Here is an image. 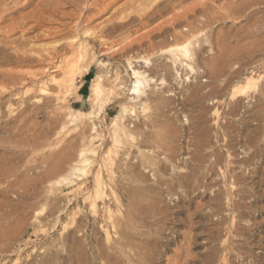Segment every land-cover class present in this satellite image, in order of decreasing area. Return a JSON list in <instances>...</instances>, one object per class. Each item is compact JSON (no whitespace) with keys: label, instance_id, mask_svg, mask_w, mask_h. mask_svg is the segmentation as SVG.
<instances>
[{"label":"rangeland","instance_id":"rangeland-1","mask_svg":"<svg viewBox=\"0 0 264 264\" xmlns=\"http://www.w3.org/2000/svg\"><path fill=\"white\" fill-rule=\"evenodd\" d=\"M201 1L0 0V89H5L0 94V166L8 168L6 175H10L7 177L0 173V216L13 208L18 212H13L8 217L12 218L11 221L15 220L14 223L19 221L18 216L28 217L21 220L17 226L13 223L11 230L10 226H7L9 224H6L5 219L8 218H3L4 221L0 217V221L3 220L0 222V241L3 240L0 242V264H65V255L72 236L78 240L77 244L83 245L89 240H98L101 246L104 244L102 250L115 255L108 264H129L127 257H132V250L123 247V251L120 250L119 253L111 251L103 231L99 228L100 217L92 215L88 203H85L88 202L85 197L91 194L93 179L97 173L105 186L113 187L116 195L122 200L121 215L116 210L114 197L107 189L113 204V218H127L128 222H131L127 230L129 236L139 244L142 254L149 259L148 264H205L208 255L215 252V248H221L220 241L216 238V230L220 235L224 234L225 227L230 226L231 221L234 222V228L236 226L238 231L241 230L240 233L243 232L235 233L231 238L235 247L232 253L233 264H264V138L259 132L264 127V121L259 122L261 113H257L260 107H264V103L239 106L236 113L229 114L228 97L231 86H240L244 76L233 73L231 78L232 74H222L217 83L210 67L203 66L204 62L214 63L216 60H222V63H228L229 69L232 67L231 71H243V68L251 70L255 60L260 58L263 64H259L255 70L264 72V31L257 39L256 35L248 34L253 32V29L251 30L243 17L247 10L244 13L241 11L242 14L238 11L233 18L229 12H225V19L218 20L216 24L204 28L193 25L191 28L189 22L198 15V3ZM207 1H202L207 3L204 8L206 5L212 4L211 6L216 7L218 4L216 0ZM259 1L254 17L261 16L264 21V0ZM190 7H194V11L184 14ZM235 17L237 18L234 19ZM185 27L186 30L183 29ZM189 39L195 44V47L194 44L192 46L195 58L191 64L198 72H190L181 67L179 71L182 79L176 81L171 71L166 68L169 67L165 60L169 54L167 51ZM78 40L87 43V47L95 53L94 58L90 63L89 72L84 77L77 78L76 88L59 99L60 101H56L54 109L51 105L53 102L49 106L50 94L39 97L42 93L35 89L36 82L48 80L50 74L58 76L60 71L56 65L61 58L71 54L73 47L70 45L76 44ZM244 43L252 52L253 43L262 46V50L257 49L258 52H253L252 55H242L245 53L242 50ZM160 52L161 55H158ZM235 56L237 59H234ZM138 57L152 58L150 60L154 67H159L158 70L153 69V65L144 69L158 80L164 76L167 82H171L172 94L147 89L145 94L148 99L144 105L146 108L138 109L136 116L130 118L122 111V106L128 98L127 91L117 90L120 98H115L113 93L106 90L102 94L105 104L99 113L97 107L92 106L89 97L92 79L97 73L102 72L104 75L106 71L116 70V78L110 77L111 73H108L107 77L105 75L107 81H104V84L109 86L112 82L125 84L127 87L134 80L127 62L131 59L137 60ZM159 65L163 67L160 68ZM9 73L10 75H6ZM185 77H188L189 81L185 80ZM195 84L197 86L194 87ZM47 86L51 91L52 84ZM30 89L32 91H28ZM245 92L248 96L251 95L249 98L252 97L250 104L254 103L252 101L258 94L255 89L249 87ZM26 95L30 99L33 97V101H27ZM213 99H217V103L210 104ZM214 105L218 111L216 115H211L209 108ZM194 106L204 109L201 115L204 117L205 130L208 129L206 138L208 137V141L213 145L210 144L212 150L203 148L206 153L212 151L208 155L209 161L207 157L208 162H203L205 165L202 163L200 169L192 170L195 174L192 178L191 167L196 165V161L191 155L203 153L202 148H194L192 144L194 134L187 132L190 126V130L194 129L192 126L197 121ZM73 110L82 113L79 121H76L75 129H72L73 132L83 127L89 132L92 122H98L100 129L98 130L101 138L94 140L96 154L93 158L90 157L92 165L82 175L71 172L68 164H65L66 171L63 167L61 171L59 166H50L56 159L54 157L70 140L67 135L66 139L54 136L56 121L65 119L66 114ZM127 118L130 121L135 120L132 122L138 127L132 128L133 138L123 141L122 146H119L111 138L110 121L116 119L117 123H123L122 121L126 120L127 123ZM260 124L261 128H258ZM86 131L85 133H88ZM254 136L257 137V142H250ZM256 143H259L260 149L257 158H252L254 162L250 161L254 166L249 165V169L242 172L247 182L241 181L242 183L237 184L238 189H231L229 185L223 184L221 172L225 173L232 163H238L246 157L240 148L245 144L246 148L250 144L249 147L253 149V144ZM229 146L233 147L234 151ZM242 168L244 164L241 165L240 169ZM238 169L235 171L238 172ZM45 174L50 175L46 177ZM187 174H190L189 179L185 177ZM64 176H69L72 180L55 183ZM139 189L141 191H138ZM30 193H33V199ZM228 200L239 203L240 212L235 211L241 214L240 218L235 216L236 219H233L232 211L226 213L225 209H229ZM29 201L35 202L34 206L31 204L32 208L26 207ZM36 208L40 213L38 218H33ZM28 212L32 214H27ZM141 212H145V215ZM219 215L225 218L222 219ZM26 220L27 222L22 224V221ZM144 223L150 224L146 227ZM12 230H16L13 231L15 235ZM108 231L111 237H117L113 234L111 226ZM2 232L6 237L2 236ZM3 242L11 247H7ZM220 252L217 253L218 256H221ZM53 257L55 259H52ZM95 263L105 262L96 260Z\"/></svg>","mask_w":264,"mask_h":264},{"label":"bare ground","instance_id":"bare-ground-1","mask_svg":"<svg viewBox=\"0 0 264 264\" xmlns=\"http://www.w3.org/2000/svg\"><path fill=\"white\" fill-rule=\"evenodd\" d=\"M203 1V0H202ZM198 3V6L199 7V13H196L198 15H196V17H193V19L189 22L190 25H191V28L193 27H199V26H202L203 28L204 27H207V26H210L212 24H216L217 21H221V20H224L225 19V12H229L230 15L232 16H236V13L238 11H243L242 13L245 12V10H247L246 14L243 15L244 19L247 21L246 23L248 24L249 27H251V30L253 32L251 33H248V34H253V35H256V39L259 38L261 35H262V32L264 31V21L261 20V16H256L254 17V12H257V4L260 3L259 0H216V2H218L217 4V8L215 6H211L212 2L210 3L211 5L208 6L206 5L205 8L203 7L205 4L208 3ZM205 1V0H204ZM215 1V0H214ZM180 2V1H179ZM182 2V1H181ZM95 3V2H94ZM182 4V3H181ZM197 4V3H196ZM215 5V3L213 4ZM196 7V6H194ZM194 7H190V8H187L185 11H184V14L187 13L188 11H194ZM198 8V7H197ZM196 8V9H197ZM216 8V10L214 11V9ZM241 13V14H242ZM183 14V15H184ZM239 14V15H241ZM224 15V16H223ZM194 16V14L192 15ZM227 16V14H226ZM230 16V18H231ZM229 17V15L227 16ZM226 17V18H227ZM240 17V16H239ZM237 17H235L234 19H236ZM229 19V18H228ZM189 20V19H188ZM188 22V21H187ZM187 25V24H186ZM194 25V26H193ZM193 26V27H192ZM190 28V26H188ZM184 30H186V27L183 28ZM183 31V30H182ZM87 32V31H86ZM83 34V32H82ZM85 36V35H83ZM255 39V41H256ZM264 39V37H263ZM206 42L208 40L204 39ZM223 40V39H222ZM220 40V42L222 41ZM225 40V39H224ZM223 40V41H224ZM101 41V40H100ZM104 41H106L104 39ZM198 41V40H196ZM217 41H219V39H217ZM103 42V41H102ZM195 42V41H194ZM209 42V41H208ZM219 42V43H220ZM263 42V41H262ZM107 43V42H106ZM109 43V42H108ZM247 43V42H245ZM245 43H244V46H245ZM193 41H191V39H189L188 41L181 43V44H176L174 45L173 47H171L167 52L169 53L168 54V57H166V62L169 64V67H166L168 68L172 73L171 75H173V78L176 80V81H180L182 79V76H181V72L179 71L180 68L182 67H185V69H188V71L190 72H198L197 69L194 67V65H192V60L193 58H195V53L193 54V49H192V46H193ZM197 44V42H196ZM257 44V42L255 43ZM261 44V43H260ZM263 44V43H262ZM261 44V45H262ZM222 45V44H221ZM230 45V44H229ZM250 45V44H248ZM71 47H73V51L71 52V54L68 56V57H63L59 60L58 62V65H56V67L59 69V75L58 76H55V75H52L50 74L48 76V80H40L39 82H36V88L37 91H39V94L37 92V94H39L38 96L41 97L43 94L45 95L46 93L50 94V98L48 99L49 100V106H50V103L53 102V104H51L54 109L55 106L54 104H56L58 101H60L59 99H62L68 92L74 90L76 88V80L77 78H81V77H84L88 72H89V69H90V63L92 62L93 58H94V52L93 50L91 51V49H89L87 47V43H84V40H78L76 44H72L70 45ZM247 46V45H246ZM244 47V49L242 48V50L245 52L244 54L242 55H252L253 52H256L257 49L259 50H262L260 45H254L253 43V52L252 50H250L248 47ZM252 46V45H250ZM249 46V47H250ZM194 47H195V44H194ZM222 47V46H221ZM243 47V45L241 46ZM264 47V46H263ZM106 48V47H105ZM166 50V49H165ZM164 50V52H165ZM91 51V54L89 55ZM264 51V50H263ZM258 52V51H257ZM256 52V53H257ZM261 52V51H260ZM155 53V52H154ZM243 53V52H242ZM165 54V53H164ZM163 54V55H164ZM167 54V53H166ZM241 55V50H240V53ZM238 54V55H239ZM254 54V53H253ZM158 55H161V52L160 54ZM194 55V57H193ZM237 55V54H235ZM142 56H145V55H142ZM154 56V54H153ZM239 58V56H237ZM242 57V56H241ZM240 57V58H241ZM139 58V57H138ZM236 58V56L234 57V59ZM243 58V57H242ZM250 58V57H249ZM252 58V57H251ZM87 59V60H86ZM152 58L149 57V58H145V57H142V58H139L137 60H128L127 64H128V67L129 69L131 70V74H132V77L134 78V80H132V82H130V84L126 87V85L124 84H114L112 82H110L109 86L108 85H105L104 83L107 81L106 77L109 75L108 73H111L109 76L113 78L115 77L116 78V70L110 72V71H106V73L103 75V73H97L95 75V77L92 79V83H91V86H90V98H91V102H92V106H96L97 107V110L98 112L99 111H102V108L104 106V99H102V94L107 90L108 93H113V95L115 96V98H118L119 97V94H117V90H126L127 91V94H128V98H127V101L123 104L122 106V111L123 113L126 115V116H129L130 118L136 116V113H137V110L138 109H141V110H144L146 108L145 103H146V100L148 99V96L145 94L146 90L149 89H157V90H160V92H166V93H169V94H172V91H173V88H172V84L171 82H167L165 77L163 76V78H160L159 80L157 78H154L153 76H150L148 74V72L144 69L145 67H149L151 65H153V63L151 62ZM233 59V58H232ZM237 59V58H236ZM244 60V59H243ZM210 61V60H209ZM229 61V60H227ZM240 61V60H238ZM242 61V60H241ZM137 62H139V65H137ZM213 62V61H212ZM211 61L210 62H204V65L203 66H207V68L210 67L211 69V74L213 75L215 81H218L217 83H219V79L221 77L222 74H227V75H230L232 74L231 78L233 77V73H237V74H241L244 76V78L242 79L243 82L241 83V85L239 86H234L232 87L231 86V92H229V114H233V113H236L238 111V108L239 106H246V105H250V106H255V105H258L257 103H264V72H261V71H257L255 70L259 64H263L262 60L259 58L257 60H255V62L253 63L254 67H252L253 69L251 70H247L243 68V71L245 70L246 72H243L241 70L239 71H231L232 67L229 69V66H228V63H222V60H216L214 63H212ZM233 62V61H230V63ZM234 62H236L234 60ZM244 62V61H243ZM249 62V61H248ZM253 62V61H252ZM262 62V63H261ZM136 63V64H135ZM152 63V64H151ZM248 64V63H247ZM250 64V62H249ZM248 64V65H249ZM166 65V64H164ZM245 65V64H244ZM252 65V64H251ZM160 66V65H159ZM235 66V65H234ZM247 66V65H246ZM250 66V65H249ZM261 66V65H260ZM151 67H154L151 66ZM158 67V66H157ZM163 67V66H162ZM160 66V68H162ZM236 67V66H235ZM263 67V66H262ZM156 67H154L153 69H155ZM159 68V67H158ZM158 68H156L158 70ZM181 68V69H182ZM241 68V67H240ZM260 68V67H259ZM235 69V68H234ZM109 70V69H108ZM238 70V69H237ZM164 72V70H162ZM257 71V72H256ZM105 72V71H103ZM166 73V72H164ZM168 73V72H167ZM169 73V74H170ZM163 74V73H162ZM168 74V75H169ZM191 74V73H190ZM6 75H10L9 74H6ZM106 75V77H105ZM5 76V75H4ZM3 76V77H4ZM170 76V75H169ZM186 76V75H185ZM168 77V76H167ZM211 77V76H210ZM235 77H237L235 75ZM171 78V77H170ZM212 78V77H211ZM239 78H241L239 76ZM213 79V78H212ZM230 79V78H229ZM158 80V82H157ZM172 80V79H171ZM185 80L189 81L188 77H185ZM234 80V79H233ZM231 80V81H233ZM236 80V79H235ZM237 80L239 81V79L237 78ZM241 80V81H242ZM105 81V82H104ZM170 81V80H169ZM221 81V80H220ZM240 81V82H241ZM211 82H213L211 80ZM230 82V81H229ZM52 84V87H51V91L48 89V84ZM180 83V82H178ZM214 83V82H213ZM231 84V82H230ZM229 84V85H230ZM179 85V84H178ZM191 85V84H190ZM234 85V84H233ZM237 85V84H236ZM5 86V85H4ZM106 86H108L106 88ZM197 86L196 84L194 85V87ZM211 86V85H210ZM214 87V86H213ZM249 87H252L255 89V91L258 93L256 98L254 99V103L250 104V101H251V98H249L250 96H248L245 92L246 89H248ZM0 88H1V85H0ZM4 88V87H3ZM212 89V88H211ZM5 90V89H4ZM4 90H1L0 89V94L3 93ZM153 90V91H154ZM196 90V88H195ZM28 91H32L31 89L28 90ZM152 91V90H151ZM27 92V91H26ZM30 94V92H28ZM36 94V95H37ZM254 95V94H253ZM28 95H26V100L28 101L29 96L27 97ZM33 96V95H32ZM106 96V95H105ZM24 97V96H23ZM35 97V95H34ZM49 97V96H48ZM47 97V98H48ZM143 97V98H142ZM37 98V97H36ZM34 98V99H36ZM44 98V97H42ZM41 98V99H42ZM120 98V97H119ZM254 98V96H253ZM32 101H33V97L31 98ZM30 99V101H31ZM40 99V100H41ZM211 99V98H209ZM39 100V98L37 99ZM44 101L46 99H43ZM47 100V101H48ZM64 100V99H63ZM31 101V102H32ZM35 101V100H34ZM57 101V102H56ZM217 99H213L210 104H213V103H217ZM40 103V102H38ZM37 103V104H38ZM48 103V102H47ZM23 104V103H22ZM21 104V105H22ZM26 104V103H25ZM36 104V105H37ZM44 104V103H43ZM29 105V103H28ZM39 105V104H38ZM41 105V104H40ZM47 105V104H46ZM48 106V105H47ZM204 107V106H203ZM36 109V107H35ZM39 109V108H38ZM53 109V108H52ZM203 108L198 106V108L194 106L193 108V111H196L197 114L195 116V118L197 119L196 121V124L194 123V125L192 127H194V129L190 130L191 129V126L189 127V129H187V132L190 134H194L193 135V146L194 148L197 147V148H202V151H203V148L207 147V149L209 150H212V146L213 144H211L209 141H208V137L206 138L207 136V132H208V129L205 130V126H204V117L202 118V115H201V112H203ZM210 110V114L211 115H216L218 109H217V106H212L209 108ZM55 111V110H54ZM2 112V111H1ZM97 112V114H98ZM100 113V112H99ZM254 113V112H253ZM257 113H261L260 115V121H259V118H257V120L259 122H263L264 121V107H260V109H258ZM96 114V113H94ZM256 114V112L254 113ZM3 115V114H2ZM93 115V114H92ZM124 115V116H125ZM82 116V113L81 111L79 110H73V112H70L69 114L67 113L66 114V118L61 120V121H56L57 125H56V129L53 131L54 133V136L57 137V138H65V136L67 135L70 140H68V145H67L65 148H63L61 150V152L54 158L52 163H50V166L52 165H56V166H59V168L61 167V171H62V167L65 168V164H68L71 168V172L73 171L74 174L77 173H84L86 171V169L92 165L90 164L91 163V158L92 156H94L96 154V150H95V147H94V140L98 139L100 137V133H99V126H97L98 122L97 123H94L92 122L90 127H89V132L86 131V129L84 130V127L83 125L81 127H83V129H78L76 131H72V129H75V126H76V121L81 118ZM97 116V115H96ZM123 116V118H124ZM56 118V117H55ZM60 118V117H59ZM67 119V120H66ZM129 119V118H127ZM135 119V118H134ZM123 120V119H122ZM215 119H213L214 121ZM79 121V120H78ZM91 121V120H90ZM93 121V120H92ZM133 122L135 120H132ZM132 121H130V119L126 122L122 121L123 123H117L116 119H112L110 122H111V131H110V135H111V138L114 142L117 143V145L119 146H122V143L123 141L127 140V139H130V138H133L134 134H133V131H132V128L134 127H138V125L135 123H133ZM215 122V121H214ZM133 123V124H131ZM264 123V122H263ZM84 124V123H82ZM146 125V124H145ZM262 124L259 125L258 128H261ZM80 128V127H79ZM86 128V127H85ZM208 128V127H207ZM99 129V130H98ZM263 129V130H262ZM191 132H190V131ZM88 132V133H85ZM108 132V131H107ZM260 136H262V138H264V127H262L260 129ZM210 133V132H209ZM256 134L258 135V133L256 132ZM102 135V134H101ZM256 136V135H255ZM254 136V137H255ZM249 137V136H248ZM247 137V138H248ZM254 137L251 139L252 141L250 142H253V141H256L257 142V137H255V140H254ZM259 137V136H258ZM67 138V137H66ZM65 138V139H66ZM101 138V137H100ZM2 140V139H1ZM61 140V139H60ZM244 142V141H243ZM248 142V140H247ZM246 142V143H247ZM249 142V143H250ZM67 143V142H66ZM255 143V142H254ZM211 144V145H210ZM228 144V143H227ZM251 144V143H250ZM249 144V146H251ZM64 145V144H63ZM230 145V144H229ZM246 145V144H245ZM245 145L243 148H240L241 150L243 149L242 153H245L246 154V157L236 163H232V166L228 169H226V172L223 173L221 172L223 175H222V183L225 184V185H229V187L232 189V188H237V184H240L242 183L241 181H245V176L243 175L242 172H245L246 169H249V165H253L251 162H254L252 160V158L254 159V157L257 155L258 151L260 148H258L259 146V143H256V144H253L254 145V148L252 149V147H246L245 148ZM64 147V146H63ZM231 147V146H229ZM191 148V147H190ZM228 148V147H227ZM233 147H231L232 149ZM252 150H251V149ZM207 149H204L205 151H207ZM248 151H247V150ZM233 150V149H232ZM231 150V151H232ZM147 151V150H146ZM234 151V150H233ZM247 151V152H246ZM212 152V151H210ZM210 152L208 151V153L204 152L203 153H200V154H196L195 156L191 155V157L196 161V165H192L191 167V177L193 178V176L195 175L194 174V169H200L201 168V165L202 163L204 162H208L209 161V154ZM228 152V151H227ZM230 152V151H229ZM241 152V151H240ZM214 153V151H213ZM212 154V153H211ZM218 154V153H217ZM260 154V153H259ZM229 155V154H228ZM240 155V154H239ZM214 156V155H213ZM217 156V155H216ZM258 156V155H257ZM257 156L255 158H257ZM186 157V156H184ZM183 157V158H184ZM208 157V161L206 160V158ZM93 158V157H92ZM187 158V157H186ZM220 158V157H219ZM217 158V159H219ZM242 158V157H241ZM259 158V157H258ZM215 159V160H217ZM222 159V158H221ZM113 160V159H112ZM206 160V161H205ZM230 161V160H229ZM251 161V162H250ZM6 162V161H5ZM48 162V161H47ZM50 162V160H49ZM48 162V163H49ZM109 162V161H108ZM106 162V163H108ZM212 162V161H211ZM215 162V161H214ZM218 162H220L218 160ZM217 162V163H218ZM3 163V162H2ZM93 163V162H92ZM97 163V162H96ZM102 163V162H101ZM203 163V164H204ZM216 163V162H215ZM214 163V165H215ZM228 163V162H227ZM219 164V163H218ZM244 164V168L240 169L241 165ZM2 165V164H1ZM5 165V164H4ZM205 165V164H204ZM207 165V164H206ZM212 165V164H211ZM229 165V164H228ZM3 166V165H2ZM48 166V165H47ZM51 166V167H52ZM67 166V165H66ZM107 166V165H105ZM191 166V165H190ZM221 166V165H220ZM254 166V165H253ZM91 167V166H90ZM109 167V166H108ZM210 167V166H209ZM213 167V166H212ZM11 168V167H10ZM58 168V169H59ZM183 168V167H182ZM207 168V167H205ZM211 168V167H210ZM217 168V167H216ZM220 168V167H219ZM237 168H239L238 172L235 171ZM222 169V168H221ZM12 170V168H11ZM56 170V169H54ZM67 170V168H65V171ZM90 170V169H88ZM112 170V169H111ZM193 170V171H192ZM207 170V169H206ZM224 170V169H223ZM8 171V168H3L0 166V173H3L6 175ZM58 171V170H57ZM60 171V170H59ZM91 171V170H90ZM96 171V170H95ZM114 171V170H113ZM198 171V170H197ZM201 171V170H200ZM225 171V170H224ZM248 171V170H247ZM250 171V170H249ZM11 172V171H10ZM199 172V171H198ZM253 172V171H251ZM13 173V172H12ZM49 173V172H47ZM62 173V172H61ZM71 173V174H73ZM109 173V172H108ZM96 174V172H95ZM98 174V173H97ZM95 175L94 176V179H93V189H92V192L90 195H87L85 197V200L88 201V202H85V203H88V209L90 211V213L92 215H98L100 217V222H99V228L103 231L104 235H105V240L109 243V248H111L114 253L118 251V253L120 252V250H122L123 247H128L127 249L128 250H132V257H127L128 261H129V264H148L147 263V260L149 261V259L145 258V256L142 254V249L139 248V244L135 243L134 240H133V237L132 236H129V232L127 231L128 230V226H130L131 222L129 223L128 222V219L125 218V220L122 218L121 220L117 218V216L115 218H113L112 216V208H111V202L112 200H110L111 198L109 197V193H107V189L110 190L111 192V196L114 197V200H115V205H116V210L119 211L121 213V215L123 214V210H122V200L116 195L113 187H107L105 186V184L102 182V179L99 175ZM252 174V173H251ZM254 174V173H253ZM5 175H2V176H5ZM9 175V173H8ZM8 175H6L8 177ZM46 175V174H45ZM50 174L46 175L49 176ZM80 175V176H81ZM94 175V174H93ZM109 175V174H108ZM188 174L185 176L189 179V176ZM248 175V174H246ZM10 176V175H9ZM53 176V175H52ZM71 176V175H70ZM73 176V175H72ZM110 176H113L110 174ZM220 176V175H219ZM218 176V177H219ZM51 177V176H50ZM49 177V178H50ZM78 177V175H77ZM184 177V176H183ZM221 177V176H220ZM247 177V176H246ZM74 178V177H73ZM196 178V177H195ZM264 179V177H263ZM262 179V180H263ZM5 180V179H4ZM19 181H21L20 179H18ZM72 179L71 177L69 176H64L60 179H58L55 183H61V182H70ZM49 181V180H48ZM182 181V180H181ZM191 181H194L193 179H191ZM190 181V182H191ZM260 181V180H259ZM50 182V181H49ZM54 182V181H53ZM74 182V181H73ZM196 182V181H195ZM247 182V181H245ZM52 183V182H51ZM183 183V182H182ZM193 183V182H192ZM264 183V181L262 182ZM244 184V183H243ZM260 184V182H259ZM80 185V184H79ZM134 186V185H133ZM107 187V188H106ZM75 188V187H74ZM224 188V187H223ZM229 189V188H228ZM238 189V188H237ZM235 190V189H234ZM30 191V190H29ZM89 191V190H88ZM87 191V192H88ZM138 191H141L140 189ZM242 191V190H241ZM28 192V191H27ZM136 192V191H135ZM232 192V191H231ZM245 192V191H243ZM236 193V191H235ZM89 194V192L87 193ZM137 194V193H136ZM227 194L228 191H227ZM238 194V193H237ZM236 194V195H237ZM244 194V193H243ZM30 195L32 196L33 193H30ZM29 195V196H30ZM140 195V194H139ZM232 195V193H231ZM28 196V195H27ZM138 196V194H137ZM141 196V195H140ZM144 196V195H143ZM230 196V195H229ZM239 196V194H238ZM34 195L32 196L31 199H33ZM228 197V196H227ZM137 198V197H135ZM243 198V197H242ZM23 199V198H22ZM134 199V198H133ZM144 199V198H143ZM231 199V198H230ZM229 199V200H230ZM234 199V198H233ZM29 200V199H28ZM228 200V202H229ZM25 201V200H24ZM133 201V200H132ZM226 201V200H225ZM231 201V200H230ZM7 202V201H6ZM131 203V202H130ZM227 203V202H226ZM35 205V202H31L29 201V203L26 204V207H29V208H32L33 206ZM139 204V203H138ZM113 205V204H112ZM134 206V205H133ZM24 207V206H23ZM25 207V208H26ZM227 207H229V209H225L227 210L226 213L232 211L234 213V217L233 219L236 217L240 218L241 217V214L240 213H236L235 210H240L238 208H240V205L238 202H235L232 201V202H229L227 204ZM242 207V206H241ZM18 208V207H17ZM136 208V207H135ZM144 208V207H143ZM112 209V210H111ZM145 209V208H144ZM150 209V208H149ZM148 209V210H149ZM9 210V209H8ZM22 210V209H21ZM24 210V209H23ZM43 210V208H42ZM133 210V209H132ZM138 210V208H137ZM136 210V211H137ZM142 210V208H141ZM146 210V209H145ZM147 210V211H148ZM151 210V209H150ZM149 210V211H150ZM224 210V211H225ZM20 211V210H19ZM112 211V212H111ZM144 211V210H143ZM213 211V210H212ZM7 212V213H6ZM4 212L3 214H1L0 217H2V219L4 218H8V219H5L6 220V224H9L7 225L8 227L10 226V230L12 229L11 227L14 226V225H19V223L21 222V220H24L25 215L23 216H18L19 218V221L16 219V223H14L15 220L11 221L12 218H9L8 216L12 215L13 212H18L17 209H13L11 208L9 211H6ZM21 212V211H20ZM26 212V210L24 211ZM42 212V211H41ZM115 212V211H114ZM135 212V211H134ZM139 212V211H138ZM152 212V211H151ZM240 212V211H239ZM6 213V214H5ZM32 214V212H28L27 214ZM40 212L38 211V208L35 209L34 211V215H33V218L37 217V215L39 214ZM137 213V212H136ZM143 215H145L143 212H141ZM140 213V214H141ZM150 213V212H149ZM15 214V213H14ZM20 214V213H19ZM24 214V213H23ZM26 214V215H27ZM76 214V213H75ZM133 214V213H132ZM135 214V213H134ZM141 214V215H142ZM22 215V214H21ZM79 215V214H78ZM119 215V214H117ZM128 215V214H127ZM130 215V214H129ZM147 215V214H146ZM149 215V214H148ZM216 215V214H215ZM227 215V214H226ZM233 215V214H232ZM29 216H32V215H29ZM76 216V215H75ZM133 216V215H132ZM98 217V218H99ZM131 217V215H130ZM128 217V218H130ZM142 217V216H141ZM145 217V216H144ZM218 217L220 218H225L224 216L222 217L221 215H219ZM14 218V217H13ZM17 218V217H16ZM38 218V217H37ZM97 218V217H96ZM134 218V217H133ZM136 218L138 219L139 216L137 215ZM135 218V219H136ZM146 218V217H145ZM1 219V218H0ZM3 219V220H4ZM28 219V217H27ZM232 219V220H233ZM236 219V218H235ZM1 220V221H3ZM4 220V221H5ZM30 220V218H29ZM74 220V219H73ZM0 221V222H1ZM11 221V222H10ZM97 221V220H96ZM135 221V220H134ZM142 221V220H141ZM144 221V220H143ZM146 221V220H145ZM151 221V220H150ZM221 221V220H220ZM24 224V222L26 223V221H22ZM32 222V221H31ZM34 222V221H33ZM32 222V223H33ZM147 222V221H146ZM218 222V221H217ZM223 222V221H222ZM228 222V221H227ZM14 223V225H13ZM79 225H80V221L78 222ZM139 223V222H138ZM148 223V222H147ZM220 223V222H218ZM233 223L231 221V225L230 226H227L225 227V232L224 234L220 235L219 231L216 230L217 234H216V238L220 241V245H221V248H215V252H213L212 250V254L210 253L209 251V254H211L210 256L208 255V259L206 260L207 262L205 264H233L234 262L232 261V253L234 252V245H233V241H232V237L233 235H236L235 233H239V234H242L240 233L241 230L239 229L238 231V227L235 226V228L233 227ZM21 224V225H22ZM67 224V223H66ZM133 224V223H132ZM140 224V223H139ZM137 224V226L139 225ZM150 224V223H149ZM149 224H146L144 223V226H148ZM142 225V224H141ZM217 225V223H216ZM6 226V228H8ZM15 226V228H16ZM112 227V229L114 230L113 234L115 233V236H117L116 238H113L110 236V233L108 231V227ZM140 226V225H139ZM143 226V227H144ZM222 226V225H221ZM253 226V225H252ZM63 227V226H62ZM78 227V226H77ZM5 228V230H7ZM20 227L18 226V230L20 232ZM64 228V227H63ZM79 228V227H78ZM145 228V227H144ZM98 229V230H100ZM96 231V229H94ZM9 231V230H8ZM13 231H16V230H12V233ZM22 231V229H21ZM24 231V230H23ZM214 231V230H213ZM111 232V231H110ZM7 233V232H6ZM16 233V232H15ZM63 233V232H61ZM96 233V232H95ZM98 233V232H97ZM3 234V232L1 233ZM14 234V233H13ZM19 234V233H18ZM15 235V234H14ZM2 236H5L4 234ZM9 236V234L7 235ZM113 236V235H112ZM215 236V235H214ZM239 236V235H238ZM243 235H241L242 237ZM6 237V236H5ZM3 237V238H5ZM10 237V236H9ZM247 238V237H245ZM6 239V238H5ZM244 239V238H243ZM2 240V239H1ZM104 240V239H103ZM240 240V239H239ZM3 241V240H2ZM2 241H0L2 243ZM78 240L72 236L71 240H70V245H68V248H67V254L65 255V264H97L95 263L96 260L102 262V260L105 262V263H101V264H108V262H110V259L111 257H115V255L113 253H108V252H105L102 250V247H104V244L101 246L100 243L98 242V240H89V241H85L82 244L78 243L77 242ZM100 241V240H99ZM217 241V240H216ZM241 241V240H240ZM101 242V241H100ZM247 242V241H246ZM5 243V242H3ZM107 243V244H108ZM7 244V243H5ZM75 244H77L76 246H74ZM106 244V245H107ZM3 245V244H2ZM9 244H7V247ZM219 246V245H218ZM5 246H3L4 248ZM11 247V246H10ZM210 247V246H209ZM8 249V248H7ZM21 249V248H20ZM212 249V248H211ZM220 249V250H219ZM6 250V249H5ZM10 250V248H9ZM141 250V251H140ZM250 250V249H249ZM108 251V250H107ZM123 251V250H122ZM221 251L220 255L221 256H218L217 253ZM237 251V250H236ZM145 252V251H144ZM249 253H251V251H248ZM238 253V251H237ZM247 253V252H246ZM241 254V253H240ZM245 254V252H244ZM8 255V254H7ZM129 255V254H128ZM243 255V254H242ZM251 255V254H250ZM253 255V254H252ZM124 256V254H123ZM147 256V255H146ZM122 257V256H121ZM250 257V256H249ZM254 257V256H253ZM252 257V258H253ZM120 258V257H119ZM256 258V257H255ZM52 259H55V257H53ZM118 259V257H117ZM120 260V259H119ZM123 262V260H121ZM120 261V262H121ZM112 262V261H111ZM125 262V261H124ZM126 263V262H125ZM151 264V262H149ZM100 264V263H99ZM117 264V263H115ZM119 264V263H118ZM121 264V263H120ZM177 264V263H176Z\"/></svg>","mask_w":264,"mask_h":264}]
</instances>
